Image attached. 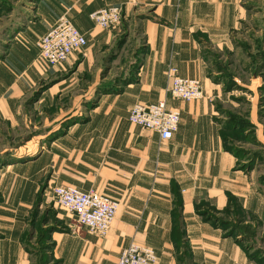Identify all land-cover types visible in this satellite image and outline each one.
Instances as JSON below:
<instances>
[{
  "label": "crops",
  "instance_id": "0c3cea01",
  "mask_svg": "<svg viewBox=\"0 0 264 264\" xmlns=\"http://www.w3.org/2000/svg\"><path fill=\"white\" fill-rule=\"evenodd\" d=\"M244 1L0 0V13L3 4L9 3L23 4L29 11L17 18L6 48L1 38L0 67L23 50L33 49L36 54V42L62 15L87 39L84 48L60 65L63 70L76 67L73 73H77L93 60L104 59L107 52L113 54L107 76L122 66L121 59L124 65H135V70L114 80L117 90H94L84 96L76 92L85 99L46 119L49 123L36 139L44 151L34 160L42 159L43 174L36 171L13 178L10 193L0 202V264H25L20 260L31 257L21 240L19 220L21 211L32 208L44 181L48 188L93 189L119 202L104 237L87 229L79 235L59 233L48 238V243L55 244V252L49 253L60 264H117L121 250L133 241L152 248L158 264H258L252 247H245L238 235H227L197 209L203 202L222 210L231 195L242 210L261 218L264 230V199L254 170L236 168L210 101L217 91L212 87L208 51L232 48L231 34L245 17ZM107 6L123 9L120 24L111 29L96 26L90 19L93 11ZM122 35L126 36L123 44L127 36L137 40L134 48L116 50ZM170 66L182 77L200 80L205 96L193 101L171 97L165 91ZM160 100L180 112L178 128L168 140L128 120L134 103ZM177 199L185 232L182 248L172 238ZM8 202L11 215L5 216ZM6 219L12 224L5 235Z\"/></svg>",
  "mask_w": 264,
  "mask_h": 264
},
{
  "label": "rangeland",
  "instance_id": "374dc122",
  "mask_svg": "<svg viewBox=\"0 0 264 264\" xmlns=\"http://www.w3.org/2000/svg\"><path fill=\"white\" fill-rule=\"evenodd\" d=\"M244 8L246 13L241 25L231 34L229 43L232 48L222 52L208 51L212 61V87L218 94L210 96V101L222 123L223 144L235 157L236 168L247 172L254 170L264 199V0H245ZM2 10L0 48L1 38L7 40L17 18L25 15V11L29 12L20 3L3 4ZM122 36L120 43L126 38ZM127 39L126 45L119 44L116 50L124 46L130 50L134 48L137 40L133 42L130 36ZM6 46L5 41L3 47ZM32 51L23 50L0 67V202L10 193L8 186H11L13 178L26 177L29 172L36 171L43 174L42 159L38 163L34 160L44 151L36 139L44 133V125L49 123L47 118L53 119L63 109L78 105L81 99H85L77 97L76 92L84 96L86 92H101L104 88L117 90L113 85L118 75L125 76L126 72L135 70V65H124L125 60L121 59L119 64L122 66L117 65L107 76L113 55L107 52L104 59H95L91 65H84L73 73L76 67L63 70L60 67L63 62L48 65L39 57L38 50L36 54ZM97 63H100L99 68ZM227 124H231L228 129ZM52 189L45 181L42 182L32 208L21 211V240L27 254L31 255L20 260L21 263L60 264V260L49 253L54 251L55 244L48 243V238L59 233L79 235L82 230H87L79 227L74 216L54 202ZM230 196L222 210L203 202L198 209L201 212L205 210L216 226L231 232L236 229L244 243L261 258L258 264H264L263 222L242 210ZM7 205L9 202L4 206V214L10 216V206ZM11 224L9 219L5 220V235L10 232Z\"/></svg>",
  "mask_w": 264,
  "mask_h": 264
},
{
  "label": "built area",
  "instance_id": "2783aa9c",
  "mask_svg": "<svg viewBox=\"0 0 264 264\" xmlns=\"http://www.w3.org/2000/svg\"><path fill=\"white\" fill-rule=\"evenodd\" d=\"M122 11L121 6H107L93 11L90 19L96 26L111 29L120 23ZM86 44V37L66 15H62L36 42L39 57L51 66L66 61ZM166 79L165 91L173 98L193 101L204 97L201 81L180 76L175 66L167 68ZM128 120L156 132L161 140H168L178 128L180 112L167 107L164 100L151 104L137 102L130 107ZM52 197L56 204L74 216L79 227L100 237L108 233L119 208L117 200L93 189L83 191L73 186L56 185ZM117 264H158V257L152 248L133 241L121 250Z\"/></svg>",
  "mask_w": 264,
  "mask_h": 264
},
{
  "label": "trees",
  "instance_id": "16d2710c",
  "mask_svg": "<svg viewBox=\"0 0 264 264\" xmlns=\"http://www.w3.org/2000/svg\"><path fill=\"white\" fill-rule=\"evenodd\" d=\"M106 89V90H105ZM107 89H110V88H104V90H100V91H107ZM231 126V124H227V126H226V129H228L229 127ZM223 141H224V138H223ZM231 197V201H234L235 200V198L234 197H232V196H230ZM234 198V199H233ZM236 202V201H235ZM180 208H181V201H180V199H177L176 200V203H175V209H174V214H175V220H174V226H173V233H172V238H173V240H174V242H175V244H176V247L177 248H179V247H181V243H182V241H183V238H184V234H185V232H184V228H183V223H182V221H180ZM241 208V207H240ZM197 209H198V207H197ZM200 213L202 214V215H207L208 216V214L205 212V210L203 211V212H201L200 211ZM251 214V213H250ZM252 215V214H251ZM206 216V217H207ZM253 216V215H252ZM209 218V217H208ZM245 223V222H244ZM221 227V226H220ZM222 228V227H221ZM224 229V228H223ZM236 230V229H235ZM235 230H233L232 232L231 231H228V229H225V232H226V234L227 235H238L236 232H235ZM229 233V234H228ZM234 233H236V234H234ZM240 235V234H239ZM238 235V236H239ZM237 236V237H238ZM240 237V242L242 243H244V238H241L242 236H239ZM245 244V247H247V248H249L250 246H247V244L246 243H244ZM254 254V256H257V258H258V254H257V252H254L253 253ZM261 258H258V260H257V262L259 263V260H260Z\"/></svg>",
  "mask_w": 264,
  "mask_h": 264
}]
</instances>
